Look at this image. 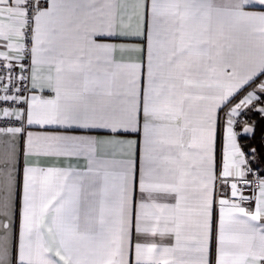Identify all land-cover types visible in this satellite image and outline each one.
Instances as JSON below:
<instances>
[{
  "label": "snow or ice",
  "instance_id": "obj_1",
  "mask_svg": "<svg viewBox=\"0 0 264 264\" xmlns=\"http://www.w3.org/2000/svg\"><path fill=\"white\" fill-rule=\"evenodd\" d=\"M0 264H264V0H0Z\"/></svg>",
  "mask_w": 264,
  "mask_h": 264
},
{
  "label": "trees",
  "instance_id": "obj_2",
  "mask_svg": "<svg viewBox=\"0 0 264 264\" xmlns=\"http://www.w3.org/2000/svg\"><path fill=\"white\" fill-rule=\"evenodd\" d=\"M255 119L259 120L260 118L259 117H254ZM256 137H257V140L256 142L258 143L259 142V137H260V132H259V129H257V132H256Z\"/></svg>",
  "mask_w": 264,
  "mask_h": 264
},
{
  "label": "crops",
  "instance_id": "obj_3",
  "mask_svg": "<svg viewBox=\"0 0 264 264\" xmlns=\"http://www.w3.org/2000/svg\"><path fill=\"white\" fill-rule=\"evenodd\" d=\"M35 130V129H34Z\"/></svg>",
  "mask_w": 264,
  "mask_h": 264
}]
</instances>
